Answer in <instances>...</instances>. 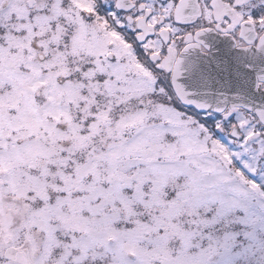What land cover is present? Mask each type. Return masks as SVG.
<instances>
[{
  "label": "snow or ice",
  "instance_id": "6c2138e0",
  "mask_svg": "<svg viewBox=\"0 0 264 264\" xmlns=\"http://www.w3.org/2000/svg\"><path fill=\"white\" fill-rule=\"evenodd\" d=\"M0 264H264V0H0Z\"/></svg>",
  "mask_w": 264,
  "mask_h": 264
}]
</instances>
